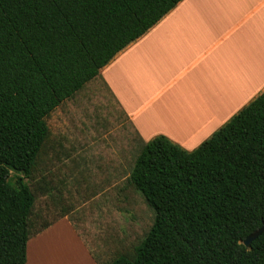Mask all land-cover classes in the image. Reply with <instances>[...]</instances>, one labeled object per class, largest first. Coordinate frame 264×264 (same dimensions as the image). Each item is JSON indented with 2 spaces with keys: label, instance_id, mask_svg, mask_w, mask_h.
<instances>
[{
  "label": "trees",
  "instance_id": "16d2710c",
  "mask_svg": "<svg viewBox=\"0 0 264 264\" xmlns=\"http://www.w3.org/2000/svg\"><path fill=\"white\" fill-rule=\"evenodd\" d=\"M181 1L0 0V264L64 218L96 264H264V232L244 245L264 225V92L187 151L144 142L100 74ZM94 82L112 121L89 164L49 122Z\"/></svg>",
  "mask_w": 264,
  "mask_h": 264
},
{
  "label": "crops",
  "instance_id": "0c3cea01",
  "mask_svg": "<svg viewBox=\"0 0 264 264\" xmlns=\"http://www.w3.org/2000/svg\"><path fill=\"white\" fill-rule=\"evenodd\" d=\"M100 74L144 142L193 151L264 92V0H182ZM68 244L96 264L67 218L28 242L26 264H73Z\"/></svg>",
  "mask_w": 264,
  "mask_h": 264
},
{
  "label": "rangeland",
  "instance_id": "374dc122",
  "mask_svg": "<svg viewBox=\"0 0 264 264\" xmlns=\"http://www.w3.org/2000/svg\"><path fill=\"white\" fill-rule=\"evenodd\" d=\"M101 86V84L95 82L89 85L86 90L80 92L71 102H68L66 107L59 108L49 122L58 136H65L67 145L74 150L72 157L87 158L89 159V164L92 160L98 162L104 158L102 156L104 155V150H102L104 144H100V142L103 137H108V124L109 121H112L110 120L108 108L111 104V99L99 93L98 89H101ZM114 107L116 106L114 105ZM116 130V128L113 129V131ZM113 156H120V153L115 152ZM66 161H68L67 164H71L70 161L72 160L66 158ZM95 180L99 181L100 177ZM121 228L125 232L126 224H123ZM63 234V237L66 238L65 232ZM68 245L69 247L67 246L66 249L69 252L65 253L70 256L71 262L77 264V261H83L79 257L76 261V257L73 256L75 254H72V251L76 249H72L70 244Z\"/></svg>",
  "mask_w": 264,
  "mask_h": 264
},
{
  "label": "water",
  "instance_id": "95a60500",
  "mask_svg": "<svg viewBox=\"0 0 264 264\" xmlns=\"http://www.w3.org/2000/svg\"><path fill=\"white\" fill-rule=\"evenodd\" d=\"M263 232H264V225H263V227L260 230H258L257 232L253 233L252 235H250L244 241V245L249 247L253 241H255L259 236H261L263 234Z\"/></svg>",
  "mask_w": 264,
  "mask_h": 264
},
{
  "label": "bare ground",
  "instance_id": "6f19581e",
  "mask_svg": "<svg viewBox=\"0 0 264 264\" xmlns=\"http://www.w3.org/2000/svg\"><path fill=\"white\" fill-rule=\"evenodd\" d=\"M160 118V117H159ZM160 122H161V120H160Z\"/></svg>",
  "mask_w": 264,
  "mask_h": 264
}]
</instances>
